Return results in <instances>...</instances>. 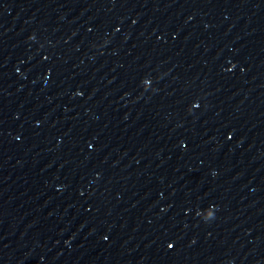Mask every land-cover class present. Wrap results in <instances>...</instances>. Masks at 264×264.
Returning a JSON list of instances; mask_svg holds the SVG:
<instances>
[{
	"label": "water",
	"instance_id": "water-1",
	"mask_svg": "<svg viewBox=\"0 0 264 264\" xmlns=\"http://www.w3.org/2000/svg\"><path fill=\"white\" fill-rule=\"evenodd\" d=\"M151 153L264 241V0H17Z\"/></svg>",
	"mask_w": 264,
	"mask_h": 264
}]
</instances>
